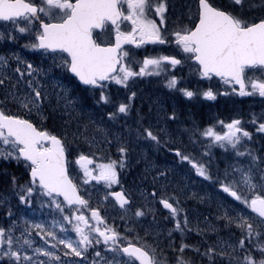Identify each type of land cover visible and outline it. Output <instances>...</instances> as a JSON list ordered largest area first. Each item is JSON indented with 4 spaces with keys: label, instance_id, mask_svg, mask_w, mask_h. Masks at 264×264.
Returning <instances> with one entry per match:
<instances>
[{
    "label": "snow or ice",
    "instance_id": "6c2138e0",
    "mask_svg": "<svg viewBox=\"0 0 264 264\" xmlns=\"http://www.w3.org/2000/svg\"><path fill=\"white\" fill-rule=\"evenodd\" d=\"M246 6L247 11L264 9V0L259 4L254 0H195V8H188V23L169 31L167 0H0V40L14 42L24 36L27 38L24 48L38 52L44 59L50 58L45 68L24 60L19 52L0 54V160L23 166L27 176L23 183H18L15 175L9 180L12 195L23 206L19 212L13 210L10 197L0 195V206L6 207L10 221L7 226H0V264H196L186 257L187 250L194 251L206 264L225 261L264 264V155L249 146L253 133L242 126L240 119L227 124L218 121L223 131H217L215 125L197 130L201 137L207 138L206 148L219 145L231 149L237 160L242 157L248 160L247 166L237 161L226 166L222 178H214L210 166L197 162L180 148L168 149L180 161H188L199 177L212 181L242 206L230 211L220 204V215L216 216L225 228L237 229L238 238L205 242L203 251L199 246L184 243L185 233L193 230L186 210L175 193L160 195L158 203L173 221L168 235L175 231L181 236L178 248L170 247L173 253L170 258L155 239L150 242L148 229L141 236L136 231V221L122 216L125 228L119 231L117 226L107 223L97 207L91 206L90 192H86L88 199L81 194L82 185L95 181L105 188L101 203L114 197L127 212L131 193L120 183V173L132 162L129 141L99 125L91 136L86 135L88 124H96L94 120L78 125L79 135L72 133V141L67 131L60 135L43 127L48 113L68 117L63 121L68 126L76 118L73 113L80 97L72 95L64 76L84 86L95 103L113 104L114 110L107 112V119L113 122L121 115H129L137 93L131 91L124 100L113 102L106 94L110 84L127 90L132 78L159 76L185 61L195 65L200 77L239 85L241 96L258 94L264 98V15L249 17ZM104 33H108L109 39H101ZM145 44L174 45L183 54V60L177 55L157 54L145 55L141 62L123 47L140 48ZM133 64H139L138 71ZM54 68L59 70L58 75H51ZM249 72L258 75L253 78ZM165 85L169 89L178 88L185 97L196 94L187 87L179 88L175 75H169ZM202 95L215 99L217 93L209 87ZM143 119L138 118L135 129L127 124L124 129L130 134L134 131L135 141L143 140L157 151L162 146L168 147L167 128L160 126L154 130L151 123L147 126L141 123ZM164 119L174 121L175 110ZM251 124L256 133H264V113L259 118L253 114ZM81 136L89 148L97 151H74L73 141ZM97 136L101 137L99 141ZM109 136L118 145V159L98 154V145L112 143ZM143 158L146 164L143 178L155 171L150 193L155 199L158 195L155 184L167 178L169 169L160 171L146 155ZM72 172L82 173L79 184ZM113 185L119 186L120 191H111ZM34 198L38 208L34 206ZM45 207L52 211L51 220L43 212ZM152 211L141 205L132 212V217L138 219ZM38 212L45 218L40 219ZM194 227L198 234L217 231L215 225L202 229L197 223Z\"/></svg>",
    "mask_w": 264,
    "mask_h": 264
},
{
    "label": "rangeland",
    "instance_id": "374dc122",
    "mask_svg": "<svg viewBox=\"0 0 264 264\" xmlns=\"http://www.w3.org/2000/svg\"><path fill=\"white\" fill-rule=\"evenodd\" d=\"M21 37L23 39L26 38L24 36ZM14 52H19L24 60L33 62L34 66H43L47 68L50 64V58L44 59L38 52L31 49H18ZM58 74L59 70L54 68L51 75L55 76ZM248 75L255 78L258 73L249 72ZM63 80L64 83L71 89L72 95H78L80 97V101L77 105V111L73 113V116L76 118L73 119L71 125L68 126L63 123V121L67 120L68 117H62L59 114L52 113H50V115L53 116L61 128L67 129L69 134L68 139L72 141V133L74 132L79 135L78 125H83L89 120H94L96 124H88V131L86 135L91 136L93 129L99 125L108 129L110 133L120 134L123 138L127 139L129 141V147L132 150L130 152V159L132 161L131 164L120 173V183L131 193V205L127 212L119 207L113 197H109L107 201L101 203V198L105 194V188L102 184L90 181L88 185L81 186L86 199H88L86 192L91 193L90 204H93V206L100 209L102 215L106 218L107 223L114 224L117 226L119 231H123L125 223L121 220L122 216L126 220L129 218L135 220L136 231L143 236L144 230L148 229L150 232V242L155 239V243L159 245V248L164 249L166 255L170 258L173 255L170 251V247L175 246L178 248L179 243L181 242V236L175 231L172 232L171 236L168 235L169 230L172 229L173 221L171 220L169 213L163 209L161 204L158 203V200L160 195L175 193L181 201L180 206L186 210L190 221V227L193 228L192 231L185 233L183 238L184 243L199 246L201 251H203L205 242L213 243L218 239L235 241L238 238L239 231L234 227L225 228L223 221L217 220L216 216L220 215V210L218 209V205L220 204L228 207L230 211L231 209L239 210L242 206H240L238 202H234L230 197H227V194H223L218 186L213 184L212 181L204 180L202 177H199L195 169L188 161H180L179 158L168 149L171 147H178L182 152L190 155V157L197 162L205 163L210 166V171L214 178H222L226 166L232 165L234 161L247 166L248 160L243 157L238 158L237 160L231 149L225 150L215 144L210 148H206L208 140L207 138L201 137L199 131L197 130H203L209 125H215L217 131H223L224 129L217 123L218 121H223L227 124L231 122L232 119H240L242 121V126L253 133V138L249 146L256 150L257 154L264 155V133H256L255 128L251 124L253 114L259 118L261 114L264 113V98L259 97L258 94L241 96L239 95V91L233 85H228L224 82L211 81V85L209 83V87L213 90L216 89L217 94L226 90L227 94L231 96L228 97L230 101L235 100L239 102L242 100L243 104L236 106V109L231 112L232 118L228 120L220 118L215 112L211 111L207 116V124L203 126L204 123L200 122L199 119L196 121L195 117L190 118L191 123L178 118L180 114L177 110H175L176 119L174 121H166L164 118L172 112L170 113L167 111V103L164 97H161L158 94L154 95L149 93L156 92L159 88L156 87L149 89L150 84L148 83L146 95L142 98L136 96L133 101L143 102L145 98L146 101L154 102L156 104L154 114L155 119L152 124L154 126V130L160 126H164L167 128L170 138L168 147L162 146L159 151H157L143 140L138 142L135 141L134 131L130 134L127 129H124V124H127L131 129H135L137 127L136 121L139 117H149V115L144 112L139 113L138 106H133L127 117L121 115L117 121H109L107 119V112L114 110L113 104H97L95 103L93 97L86 93L83 89H80L79 85L76 82L74 83L69 76H64ZM147 80L150 82V78H147ZM157 84L166 87L165 84ZM233 88L236 89L235 92L232 91ZM203 90L205 89L198 87L194 93L202 94ZM248 90L251 91L250 86ZM128 91L129 88L126 90L123 86L112 83L109 85L106 94L110 95L113 102H119L125 99ZM98 95L99 93L97 92V99ZM0 99H2V97H0ZM5 107L14 106L6 105ZM157 114H159L160 118L159 125L156 123L158 119ZM102 117L103 119H101ZM33 119L35 120V117H33ZM100 139L101 137L97 136V140L99 141ZM109 139H112V137L109 136ZM73 144L74 151H83L85 153L97 151V148H89L83 136H81L80 139L73 141ZM117 146L116 141L112 139V143L110 145H98L100 148L98 154L110 155L112 159H118ZM205 152H207V154H205ZM144 155H146L148 161L153 162L160 171H164L165 168L169 169L167 172V178L159 180L155 184V187L158 190V195L155 199L150 196V193L153 191L151 177L155 175V171L148 174L147 179L143 178L146 175V164L143 158ZM71 174L75 177L76 182L79 184L82 173L77 175L76 172H72ZM115 188L116 185H113L111 191H114ZM8 197H10V203L13 210L19 212L23 206L14 207L12 195ZM200 197H203V200H201ZM141 205H147L153 209V211L138 219L132 217V212ZM34 206L37 208L39 207L35 204V198ZM0 211V226H7L10 221L5 214L6 207L0 206ZM43 212L47 214L48 220L53 218L51 209L45 207ZM85 214L88 215L89 213L85 211ZM37 216L40 219L45 218L40 212L37 213ZM13 219H16V217L14 216ZM197 223H199V226L202 229L209 225H215L217 231L198 234L194 227ZM68 227L70 229V226ZM70 234L73 238H75V233L70 231ZM159 236L162 238L161 240H166L167 242H161L158 239ZM189 239L198 241V243H192ZM35 240L37 244L40 243L38 237H36ZM169 253L172 254L169 255ZM193 253L195 261L192 256ZM185 254L186 257H191L196 264H206V262L201 261V258L194 251L187 250ZM218 264H226V261L218 262Z\"/></svg>",
    "mask_w": 264,
    "mask_h": 264
},
{
    "label": "flooded vegetation",
    "instance_id": "af4514ba",
    "mask_svg": "<svg viewBox=\"0 0 264 264\" xmlns=\"http://www.w3.org/2000/svg\"><path fill=\"white\" fill-rule=\"evenodd\" d=\"M255 3L259 4L260 0H254ZM167 28L169 31L173 30L178 24H187V12L189 6L193 9L195 8V0H167ZM246 14L251 17L252 15L260 16L264 15V9L256 8L253 11H247L246 6ZM158 20V18L154 17ZM128 30V29H124ZM101 39H109L108 33H104L101 36ZM114 42V37L112 38ZM27 42V38H20L17 41H6L0 40V54H6L7 52H14L18 49L25 50L26 48L23 45ZM124 50L128 51L131 56L135 57L136 60L142 62V59L145 55H157V54H165V55H177L178 58L183 60V54L175 48L174 45H152L145 44L140 48H136L134 45H124ZM13 67L15 64L13 63ZM134 70L139 69V64H133ZM169 75H175L178 77V86L179 88L187 87L193 92L196 89L209 88V83L211 85V81L214 82H223L218 78H212L211 80L200 77L199 74L195 71V65L190 61H185L181 65L176 66L175 68H169L167 73H162L161 75H147V76H138L132 78L129 85V92L135 91L137 93L136 96L142 98L147 93L148 83L150 84L149 89L159 88L156 92H149L151 94H158L161 97H164L167 103V111L173 112V110H177L179 112V117L187 122H190L191 117H195L196 121L199 119L200 122L207 124V116L211 112V110L215 111L216 114L221 118L222 114L226 112L227 103H229V110L232 112L238 106V101L232 100L227 101V92L226 90L221 91L220 94H217L215 99H208L204 97L202 94H195L193 97H185L178 88L175 90L168 89L167 87H163L158 85L157 83L165 84V80L168 79ZM150 78V82L147 80ZM223 85V84H222ZM214 92L217 93V90L214 89ZM127 93V95H128ZM226 93V94H225ZM242 102V101H241ZM134 107L139 108V113H146L149 115L144 116V119L141 121L144 125H148L149 123L153 124L155 119L154 114L156 110V104L154 102L144 101H133ZM50 114V113H48ZM189 117V118H187ZM192 243H198V241L189 239ZM193 259L194 253L192 254Z\"/></svg>",
    "mask_w": 264,
    "mask_h": 264
},
{
    "label": "trees",
    "instance_id": "16d2710c",
    "mask_svg": "<svg viewBox=\"0 0 264 264\" xmlns=\"http://www.w3.org/2000/svg\"><path fill=\"white\" fill-rule=\"evenodd\" d=\"M73 82L75 83V81H73ZM79 88L84 90V88L81 87L80 85H79ZM211 111L215 112L213 110H211ZM228 111H229V103H227V108H226V112H225L226 114L223 117L225 120L232 118L231 113ZM34 122H35V120H34ZM43 127L52 131L54 134L63 135V133L65 131H67L66 128H64V129L61 128V126H59L57 124L56 120L50 114H48V119L44 122ZM5 173H7V175H5ZM11 175H15L18 177V183H23L27 179V176L25 174L23 166L17 165L14 161H7L6 162L3 160H0V195H5V196L12 195L11 186L9 183ZM116 189H120V187L116 186L115 190ZM82 193H83V191H82ZM12 199L14 201L13 206L18 207L19 206L18 201L14 195H12ZM91 206L93 207V204H91ZM0 216H1V211H0Z\"/></svg>",
    "mask_w": 264,
    "mask_h": 264
},
{
    "label": "water",
    "instance_id": "95a60500",
    "mask_svg": "<svg viewBox=\"0 0 264 264\" xmlns=\"http://www.w3.org/2000/svg\"><path fill=\"white\" fill-rule=\"evenodd\" d=\"M236 86H238V87H239V85H236ZM117 191H120V190H117Z\"/></svg>",
    "mask_w": 264,
    "mask_h": 264
}]
</instances>
